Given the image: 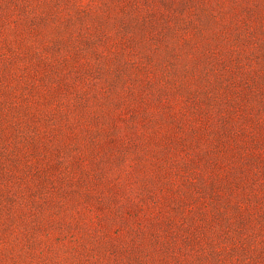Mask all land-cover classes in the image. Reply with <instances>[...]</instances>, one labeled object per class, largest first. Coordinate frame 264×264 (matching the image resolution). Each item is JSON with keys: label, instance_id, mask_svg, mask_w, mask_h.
Wrapping results in <instances>:
<instances>
[{"label": "rangeland", "instance_id": "obj_1", "mask_svg": "<svg viewBox=\"0 0 264 264\" xmlns=\"http://www.w3.org/2000/svg\"><path fill=\"white\" fill-rule=\"evenodd\" d=\"M0 264H264V0H0Z\"/></svg>", "mask_w": 264, "mask_h": 264}]
</instances>
